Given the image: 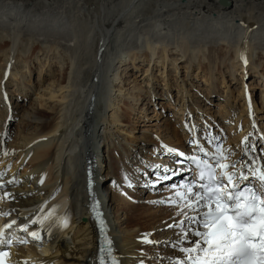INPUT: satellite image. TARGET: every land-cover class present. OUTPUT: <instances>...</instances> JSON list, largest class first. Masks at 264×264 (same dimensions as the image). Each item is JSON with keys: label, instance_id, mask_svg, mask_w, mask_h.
Instances as JSON below:
<instances>
[{"label": "bare ground", "instance_id": "6f19581e", "mask_svg": "<svg viewBox=\"0 0 264 264\" xmlns=\"http://www.w3.org/2000/svg\"><path fill=\"white\" fill-rule=\"evenodd\" d=\"M229 1L230 5L224 7L217 0H0V61L5 55L4 60L8 63V66L0 65V97L4 99L6 95L1 88L8 83V75L13 78L19 76L25 93L29 92L24 82L29 78L27 72L31 73L34 59L43 67L47 63L50 65L54 58L59 59L61 65L57 77L47 89L41 90L45 91L43 96H47L46 103L35 99V103L28 106L27 110H22L19 138L15 144L8 142V147L5 141L8 157L12 159L13 154L16 157L9 173L17 169L18 165L20 167L27 163V168L19 176L22 183L9 189L13 199L8 206L13 211L8 213L18 219L27 217L28 220L37 221L51 203L58 201L54 214L48 220L52 221L50 228L45 232L52 244L41 248L43 254L29 251L32 261L37 263H32L25 256L26 252L19 248L8 252L6 264H91L95 260L96 232L93 222L89 224L84 213L87 210L84 203L87 197L83 174L80 172L90 158L88 151L92 150V153L96 152L99 164L101 179L98 177V183H106L108 176H104V173L109 165L98 154L99 148L104 150L105 140L108 160L113 159L116 175L109 184L110 195L103 194L102 200L111 227L109 233L121 258L120 264H146L143 257L148 254L147 250L152 248V244L145 241H151L148 232L152 227H157L160 232L157 235L160 238L158 247L163 250L159 251L158 256L165 257L164 264L189 263L186 256L195 252L188 253L183 249L197 245L202 247L205 243L203 235L196 234L206 233L207 229L200 227L195 217L203 212L206 203L201 200L197 202L196 197H193L190 202L192 207H166L172 201L179 204V192H175L163 200L166 208L160 214H149L151 202L143 205L138 199L139 203L133 204L136 201L124 192V188L118 187L117 193L112 192L116 179L117 183L121 179L132 183L137 180L136 174H139L142 180V172L157 165L150 163L147 169L141 171H137V167L132 170L127 166V157L133 154V148L132 139L121 134V129L127 126L123 108L135 111V105L144 96L151 100L154 92L137 85L136 77L126 81L123 76L138 72L139 63L148 62L150 83L155 80L153 72L159 66L160 71L164 70L162 75L169 72L170 65H175V72H179V60V64L183 62L187 69L186 73L194 77L202 74L208 85V96L219 91L217 71L224 77L229 73L231 80L237 79L241 84L251 78L253 73V77L258 75L263 80L264 0ZM16 51L19 53L14 56ZM237 73H240V79ZM3 78L6 82H3ZM124 81L125 85L134 84L124 88L121 83ZM154 84L153 89L158 92V86ZM251 85L243 86L240 93L243 94L247 109H233L230 89L220 103L230 107H226L224 117L233 114L229 121L234 127L230 129L233 132L238 129L240 132L243 127L245 129L243 134L236 135L234 139L230 137L231 144L227 146L226 139L224 151L231 149L239 153V149L233 148L241 144L236 143L238 139L250 133V140L255 136L254 129L259 127L253 125L257 121L253 116L256 103L252 99L253 94L250 96V89L255 84ZM261 85L264 86V82ZM156 94L160 95L159 92ZM187 102L183 100L182 106ZM20 108L23 107L20 105ZM180 110L184 108L180 106ZM188 114L191 111L188 110L180 118L181 125L188 124L183 120L188 118ZM111 127L117 131L111 130ZM166 127L169 135L164 139L167 148L180 151L191 139L199 138L194 128L189 129V132L185 128L180 129L179 134L178 129L170 125ZM258 129L264 136L262 129ZM25 130L28 131L23 135ZM1 133L0 148L2 140L7 137ZM189 133H192L190 139ZM221 136H225L222 129ZM0 163L3 165V160ZM163 169L167 170L165 167ZM64 219L67 220L66 227L62 226ZM165 228L169 230L163 231ZM183 229L186 236L182 237ZM187 231L190 232V240H182L188 237ZM171 237L175 245L174 242L168 243ZM170 245L175 247L177 254L173 253L171 248L174 247ZM171 250L173 257L164 253H171Z\"/></svg>", "mask_w": 264, "mask_h": 264}, {"label": "rangeland", "instance_id": "374dc122", "mask_svg": "<svg viewBox=\"0 0 264 264\" xmlns=\"http://www.w3.org/2000/svg\"><path fill=\"white\" fill-rule=\"evenodd\" d=\"M218 6L221 7L220 5ZM18 53L19 52L16 51L14 56H16ZM4 59H5V55L2 57V61H0V65L8 66V63H6ZM51 61L52 62L50 63V65L47 63L43 67L42 64L37 62V59H34V63L31 65L32 66L31 73L29 74V71L27 72V75L29 78L26 81L24 80L25 81L24 83L28 85L26 87V91H29L28 93H25V90L23 88L24 86L20 84V80H18L19 76L17 78L16 77L13 78L8 75V77L10 78L8 81V77H7L8 83L4 85L3 88H1V90L4 89V91L6 92V95L4 96V99L3 97H0V131L3 132L1 133L2 135L6 134L8 136V133H9V136L5 138L6 144L8 142L15 144V141L17 140V138H19L18 136H20L19 134L20 126L22 124L21 116L24 110H27L26 108L28 106H30L31 104H34L35 99H38V101L41 100L43 103H46L45 100H47V96H43L45 91H41V90L47 89V87L49 86V83L53 82V80L57 77V73H59L61 69L59 59L54 58ZM177 63L179 66V72H175V65L174 66L170 65L168 67L169 72H166L165 73L166 75L165 74L162 75V72L164 70H161V71L159 70L161 69V66H159L160 68L158 69H154L153 76L155 77V80L153 81L151 80L150 83L148 82V75L151 73V70L147 73V70L150 67L149 65H147L148 62H142V64L139 63L140 69L138 72L135 71L137 74L132 72L130 74L126 73L127 77L123 76V80H125L126 78V81L128 80L132 81L136 77L137 85H140L142 88H145L146 90L150 89L149 92L150 91L154 92L153 96H151V100H149V98L145 99V96H144L143 97L144 99L140 100L139 103L135 105L136 106L135 111H133L132 109L126 110L125 107L123 108L124 113H126L124 115L126 117L127 126L121 129L122 130L121 134L122 135L124 134L126 136L128 135V138L132 139L131 147L133 148L132 150L133 154L130 155V158H128L127 154H125V156L127 157V166L132 168V170H134L137 166H139V163L137 162L138 158L148 160V161L153 159L151 163H154V165L155 164L158 165L157 162L162 160V158H159L160 156L158 155V153L168 152L167 150L168 148L164 140V139H167L169 136L167 135V132H166L167 125H170L174 129L175 128L178 129L179 134L181 131L180 129L185 128L186 131H188L189 129L194 128V133L196 134L197 132V137L198 136L201 137L203 126H204V130H205V127H208L212 131H214L216 135L221 136V131H220L222 129L221 126L224 125L227 128L228 135H229V137H227L226 146L231 144L230 137L231 138L233 137L234 139L236 135L238 136L240 133L243 134L244 133L243 131L245 130L244 128L240 132H239V129L235 130V132H233V130L230 129L231 127L232 128L234 127L232 126V124L230 125V121H229V118L233 114H231L228 117H224L225 114L223 113L226 112L227 110L226 107L227 106L229 107V105L228 104L220 105V103L224 101L223 98L226 97L227 94H229V89L232 90V93L229 95V97H230V101H231L230 103L232 104L233 109L234 110L235 109L239 110V108L247 109V106L244 105L245 102L242 98L243 94L240 95V93H242L241 91H242L243 86L246 85L250 87L252 86L251 85L252 83L255 84L254 88L253 87L251 89L249 88L250 91L252 92L250 96H252L253 94L252 99L256 103V108L254 110L255 112L253 113V116L257 121L256 125H258L264 131V127H263L264 126V100L262 96V94L264 95V86L261 85V83L264 82L263 81L264 79L263 80L260 79L258 75L253 77L254 75L253 73L251 78L245 79L244 83L241 84L240 81H238L237 79L231 80L232 77L230 76L229 73H227L228 74L227 77L226 76L224 77V75H222L219 71H217L218 73L216 75L218 77L217 83L219 84V91H217L215 95L208 96V93L206 91V89L208 88L207 87L208 85L206 84V80L203 77H201L202 74H200V76L198 77H194L193 74L191 76L190 74L186 73L187 69H185L183 62L179 64V60H178ZM19 64L20 63H18V66ZM181 65H183L182 68H181ZM222 66L224 67V65ZM225 69L227 70L226 66H225ZM240 69L242 70V68ZM237 74H238V78L240 79L241 78L240 73H237ZM164 77H165V80H163ZM4 81L6 82L5 78H3V82ZM121 83L123 84L124 88L132 87L134 84V83H131V84L125 85L124 84L125 81ZM152 83H155L154 85L156 87L158 86L157 88H158V92L160 93V95L156 94L158 92L156 89H153ZM182 85L184 86L186 85V86L183 87ZM229 85H230V88H229ZM187 91L189 92L188 94L186 93ZM24 94L25 95L27 94L26 97ZM189 94L191 95L188 96ZM183 100H188V102L182 106ZM2 103H4V106ZM20 105L23 107L22 109L20 108ZM247 105L249 106V103H247ZM180 106L184 108L183 111L180 110ZM192 107H193V110H191ZM5 110H7V112H5ZM188 110L191 111V114H188L187 116L188 118L183 119L184 122L187 121L188 124H186V126L185 125L183 126L179 123V121L182 116L183 117L185 116V112H187ZM13 111H14V114H13ZM245 113H248V111ZM209 124H212V125L209 126ZM111 130L117 131V129L113 127H111ZM27 131L28 130H25V132L23 131L24 132L23 135L27 133ZM190 134L192 133H189V136ZM120 138H122V136ZM150 140H152V142ZM103 143H105L103 147L104 151L106 150L107 152V149H108L107 141L105 140V142ZM1 145H2V142H1ZM162 146H164L165 148L159 149V147H162ZM7 149H9V151L12 150V148H7ZM3 150L4 148H1V151ZM158 150L160 151L157 153ZM14 155L15 154H13V157ZM0 158H1V152H0ZM15 158L16 157L9 159L11 160V163L13 162V165L16 162V160H14ZM107 162L109 166H108V169L106 170V173H104V176L105 175L106 177L108 176V179L105 182H107L108 184H111L113 181L112 179L113 176L116 175L115 174L116 171L113 169L114 168L113 159L109 158ZM24 164L27 165V163H24ZM26 165L21 167V170L23 169L22 173L24 172ZM137 171H141V168H138ZM138 177L140 179V175L136 174L137 180H134V182L132 181V183L129 180L124 182L122 179L120 182L118 181L119 183H117V179H116L115 181H116L117 187L114 191L112 190V192L117 193L118 187H120V189L124 188V190H126L124 192H126L127 195L131 196L132 197L131 199L134 198V200L136 201V203H133V204L139 203V200H140V203H142L143 205L151 202L150 205H152V207H151L149 214H154V213L160 214L163 211L162 209H165L166 207L168 208L171 207V208H176V209L177 208L180 209L182 207V206L178 207L176 205L172 206V202L169 203L170 205L166 206L164 201L169 195V192H159V193H156L157 196H150L149 194L144 193L143 192L144 189H142V187L137 185L138 184L137 181L139 182ZM129 182L132 185H134L133 188H135L136 186V191H134L133 188L128 186ZM136 194L138 196H136ZM161 201H163V203H161ZM165 212L167 211L165 210ZM171 213L173 212L171 211ZM121 216L122 218H124L122 214ZM172 217L173 216L169 217L168 219H171ZM186 217L187 216H185V220L188 221ZM157 230H158L157 227H152V230L150 229L148 232L149 236L152 237L150 238L152 241V243H150L152 244V248L150 250H147L148 254L146 253L145 258L143 257V260L145 259L144 262H146V264H161L163 261H164L163 263H166L165 257L158 256L161 250L163 249L158 247V245L160 244V240H159L160 238L157 235L160 232H158ZM165 230H169V229L165 228L163 231ZM187 233H188L187 234L188 237L187 238L184 237L182 238V240H190L189 238L190 232L187 231ZM181 235L182 237L186 236L185 230L182 232ZM171 239L170 241H168L169 244H172V242H174L173 241L174 238L171 237ZM173 245H175V242ZM173 245H170V246L174 247ZM172 249H175V247ZM172 251L173 250H171V253L170 252L166 253V251L164 253L170 254L171 256L178 253V251L176 252L174 250L173 251L174 254H173Z\"/></svg>", "mask_w": 264, "mask_h": 264}, {"label": "snow or ice", "instance_id": "6c2138e0", "mask_svg": "<svg viewBox=\"0 0 264 264\" xmlns=\"http://www.w3.org/2000/svg\"><path fill=\"white\" fill-rule=\"evenodd\" d=\"M167 150L169 152L175 151L171 148ZM217 153L220 154L219 148L217 149ZM179 156L183 157L184 153L180 152ZM188 159L200 167L199 178L201 180L207 179L208 181L206 185L201 186L204 189L205 195L201 196L199 193H195L196 201L206 200L209 202L207 204L209 210L204 214V227L208 228L209 231L203 234H196L203 235L209 247L204 249V258L190 255L189 259L192 261V264H264V198L257 196L255 192H252L250 197L245 196L244 193L233 194V192L226 189V186L219 183V180L214 175V171L211 170L210 165L206 161H200L194 156H189ZM217 164L221 169L228 168V165L220 163L219 159H217ZM155 167L159 169L160 165H156ZM222 176L227 179L229 184H232L233 174L223 171ZM163 179L167 180L168 177L164 176ZM244 179H247V177H244ZM260 179L264 181V174L260 176ZM128 186L133 187L130 182ZM2 187L3 185H0V188ZM260 190L264 192V184L261 185ZM187 191L192 192V189L187 188ZM177 195L184 197L183 193H178ZM227 201H233V203L229 205ZM172 203L175 204L176 201H172ZM212 203H215L214 210L211 206ZM257 203H259V208H257ZM186 206L192 207L193 205L189 203ZM257 211L260 213L259 217L256 216ZM230 212L231 215H229ZM3 215L7 216L8 213H3ZM52 215L53 213L50 212L47 216L37 221H32V223L44 224ZM97 218L100 219V224L104 227L105 223L100 218L99 212H97ZM189 219L192 218L190 217ZM15 223L16 221L13 220L11 223H6L4 228H0V246L12 243L11 238H5L6 233L4 229L11 228ZM62 226H67L66 219H64ZM169 227L172 226L169 225ZM27 230V225H25L24 231L27 232ZM29 234L34 240H40L38 232L32 231ZM257 236L259 237L258 244L255 242ZM145 242L152 243L150 240H146ZM106 243L108 245L105 249L107 255L112 257V264H117L116 258L112 256V241L106 240ZM198 250L199 245H197V248L183 249L184 252L188 253ZM257 251L262 253L260 260L255 258ZM8 255L7 251H0V264H6V257ZM100 264H104L103 257Z\"/></svg>", "mask_w": 264, "mask_h": 264}, {"label": "water", "instance_id": "95a60500", "mask_svg": "<svg viewBox=\"0 0 264 264\" xmlns=\"http://www.w3.org/2000/svg\"><path fill=\"white\" fill-rule=\"evenodd\" d=\"M218 2H219V4L220 5H222V6H229L230 5V1L229 0H217ZM103 81L105 80V79H102Z\"/></svg>", "mask_w": 264, "mask_h": 264}]
</instances>
